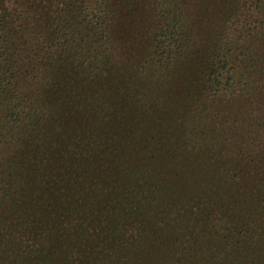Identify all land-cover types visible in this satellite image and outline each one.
Instances as JSON below:
<instances>
[{
    "label": "trees",
    "instance_id": "16d2710c",
    "mask_svg": "<svg viewBox=\"0 0 264 264\" xmlns=\"http://www.w3.org/2000/svg\"><path fill=\"white\" fill-rule=\"evenodd\" d=\"M251 72L264 0H0V264H264Z\"/></svg>",
    "mask_w": 264,
    "mask_h": 264
},
{
    "label": "rangeland",
    "instance_id": "374dc122",
    "mask_svg": "<svg viewBox=\"0 0 264 264\" xmlns=\"http://www.w3.org/2000/svg\"><path fill=\"white\" fill-rule=\"evenodd\" d=\"M247 76L248 77H247L246 84H248V88H247L248 91H245V90L241 91L239 89L238 90H239V99L241 100L239 104L244 109H246V111H248L247 113H245L243 117H245V119L249 121L251 119H256L255 117H258L260 115L264 116V92H262V94H259L260 95L259 97L258 96L252 97V95H250L254 92V90H256L257 88L262 86V84H264V75H261V73L257 74V73L251 72V73H248ZM256 98L258 100H256ZM231 102L235 103L236 100L233 99ZM254 102L256 103V109L251 110L252 109L251 106L254 104ZM223 123L228 125L230 122L228 120H225ZM189 124L192 125L193 120H191ZM262 142L264 143V138Z\"/></svg>",
    "mask_w": 264,
    "mask_h": 264
}]
</instances>
